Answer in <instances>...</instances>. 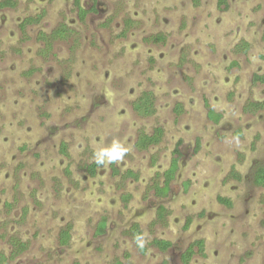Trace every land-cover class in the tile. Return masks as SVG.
Listing matches in <instances>:
<instances>
[{"label":"rangeland","instance_id":"obj_1","mask_svg":"<svg viewBox=\"0 0 264 264\" xmlns=\"http://www.w3.org/2000/svg\"><path fill=\"white\" fill-rule=\"evenodd\" d=\"M14 1L0 7V252L11 255V237L28 248L6 264H184L199 239L189 264H264V185L254 180L264 166V84L253 81L264 72V0H99L83 21L75 0ZM62 22L70 36L45 50L40 33ZM157 32L165 43L144 40ZM144 90L156 95L150 116L132 107ZM252 101L262 107L248 113ZM157 126L164 141L138 150L139 129ZM113 140L127 154L90 175L97 142ZM180 140V170L157 197L148 185ZM128 169L137 177H124ZM160 205L169 212L152 223ZM134 222L143 247L127 233Z\"/></svg>","mask_w":264,"mask_h":264},{"label":"flooded vegetation","instance_id":"obj_2","mask_svg":"<svg viewBox=\"0 0 264 264\" xmlns=\"http://www.w3.org/2000/svg\"><path fill=\"white\" fill-rule=\"evenodd\" d=\"M6 0H3V1H1L0 2V7L1 8H5V7H14L16 4V2L14 1V0H12L14 3H13V5H6V6H4V5H2V3L3 2H5ZM98 1L99 0H93V5L92 6H90V7H85L83 4H82V2H81V0H75V5H76V8H77V14L79 15V18H80V20H84L85 19V17H86V15H88L89 13H92V12H98V7H97V4H98ZM82 10H84L85 11V13L84 14H82ZM84 15V16H83ZM41 17L42 16V14L41 15H38V16H36V17H34V16H28V17H26L24 20H22V22L20 23V28L23 30V27H22V24L23 23H25L26 22V20L27 19H29V18H38V17ZM40 19V18H39ZM39 21V20H38ZM37 21V22H38ZM34 23H36L35 21H32V22H30V23H28V24H26L25 25V28L28 26V25H33ZM62 25H64L65 27H66V35H65V37H67V36H70V34H71V29L72 28H70L69 27V25L67 24V23H61V24H59L57 27H55L54 28V30H52V32L50 33V34H47V33H44L45 35H46V37H48V39L47 40H43V39H41L43 42H44V44H45V50H50L51 49V46H52V43L54 42V41H56V40H59V39H63V38H58V39H51L50 38V36L53 34V32L55 31V29H57V28H59V27H61ZM133 25V20H132V18H127L126 20H125V22H124V30L120 33V35L121 36H124L125 35V33L127 32V30L131 27ZM42 33H40V35H41ZM40 35H39V37H40ZM64 37V38H65ZM144 40L146 41V42H148V43H153V44H160V43H165L166 42V40H167V35L165 34V33H163V32H157V33H153V34H149V35H147L145 38H144ZM244 42H246V41H244V40H241L236 46H235V48H236V50H238V51H243L244 53L245 52H247L249 49H250V44L248 43V42H246L247 44H248V48L246 49H244V46H243V44H244ZM49 44H51V45H49ZM256 75H264V72L263 73H256V74H254V77H253V81L255 82V83H263L264 84V82H261V81H258V80H256ZM145 92H151V93H153V95H154V100H155V104H154V107H155V109H157V105H156V95H155V93L153 92V91H150V90H144V91H142L141 92V94L132 102V107H133V110L137 113V110L135 109V104H136V102L144 95V93ZM255 104H261V102H256V101H252V102H248L245 106H244V109L248 112V113H255V112H257L258 110H256V107H255ZM174 110H175V113H177V114H181L182 112H183V110H184V108H183V105L181 104V103H179V102H177L176 104H175V107H174ZM155 113H156V111H155ZM154 113V114H155ZM153 115V114H152ZM150 116V115H149ZM208 116H209V118L211 119V120H213L214 122H216V123H218V122H220V120H221V118H222V115L221 114H219V113H217L213 108H211V109H209V111H208ZM157 128H161L162 129V131H163V133H162V135H161V137H160V140L157 142V143H152V144H149L146 148H140L139 146H138V141L140 140V138L142 137V135L143 134H148V135H154L155 133H156V130H157ZM164 138H165V129L162 127V126H157V127H155L151 132H148V131H146V130H144V129H139V131H138V135H137V138H136V141H135V147L138 149V150H140V151H149L150 149H152L153 147H157V146H159L163 141H164ZM181 144H182V141L180 140V141H178L177 142V144L175 145V147H174V149H173V151H172V154H171V160H170V163H169V165H168V167L167 168H165L162 172H156V174H155V178L152 180V182L148 185V189H152L153 190V193H154V195L155 196H157V197H166L169 193H170V191H171V189H172V183H173V181L175 180V178H176V175H177V173H178V171L180 170V162H181V158L183 157L182 156V154H183V152H182V150H181V148H180V146H181ZM62 152L64 153V154H67L68 153V145L65 143V142H63L62 143ZM151 158H152V162H153V164L154 165H156L157 164V154L156 153H153L152 155H151ZM174 160H176L177 161V167H176V169H175V171H174V176H173V178L168 182L167 181V178H168V174H169V172H170V170H171V168H172V166H173V163H174ZM93 165H95V174H96V171H97V168L101 165V164H97V163H95V162H93V163H91V164H88L87 165V170H88V172H89V174L90 175H92L91 174V171H90V167L91 166H93ZM262 167H264V166H262ZM259 170V168L256 170V172H255V176H254V180H255V183H256V173H257V171ZM94 174V175H95ZM132 176V177H137V175H136V173L135 172H133L132 170H130V169H128L126 172H125V174H124V177L125 176ZM232 176L233 177H235V178H237V179H240V174H238V173H232ZM257 184V183H256ZM156 185H158V187H156ZM186 185H187V187H188V185H189V183L187 182L186 183ZM167 187V192H166V194H158V188L160 189V188H166ZM222 202V201H221ZM227 204V203H226ZM227 205H229V204H227ZM230 205H232V202H231V204ZM161 208H164V210H163V212H162V214L160 215V212H161ZM169 211H168V209H167V207L165 206V205H160L158 208H157V211H156V216H155V219L152 221V223L153 222H156V221H159V220H161L162 218H164V216L166 215V213H168ZM104 219H106V218H104ZM135 224H138V223H133L132 225H131V227L127 230V233L128 234H130V232H128V231H130L132 228H133V226L135 225ZM106 226H107V220H106ZM138 226H139V224H138ZM105 229H106V227H105ZM61 233V232H60ZM103 233V232H102ZM155 240H164V239H158V238H155L154 239V241H153V244H155L156 246H158L160 249H162L159 245H157L156 243H155ZM199 240H201V241H203V248H204V245H205V242H204V240L203 239H199ZM199 240H197V241H199ZM164 241H168V240H164ZM197 241H195L194 243H196ZM170 242V241H169ZM194 243L192 244H190L189 245V247L182 253V255H181V257L183 256V254L191 247V246H193L194 245ZM171 245H172V243L170 242V246H168L166 249H168V248H170L171 247ZM195 246H197V245H194L193 246V250H194V254H195V252H196V250H195ZM199 250H201L199 247H197ZM166 249H162V250H166ZM193 254V255H194ZM193 257V256H192ZM182 260H183V258H182ZM191 260V259H190ZM190 260H189V262H190ZM189 264V263H188Z\"/></svg>","mask_w":264,"mask_h":264},{"label":"trees","instance_id":"obj_3","mask_svg":"<svg viewBox=\"0 0 264 264\" xmlns=\"http://www.w3.org/2000/svg\"><path fill=\"white\" fill-rule=\"evenodd\" d=\"M12 0H6L5 2L2 3V5H13ZM82 14L85 13L84 10L81 11ZM84 16V15H83ZM40 16L38 18H29L26 20L25 23L22 24L23 30L25 29V25L35 21L37 22L39 20ZM66 35V27L62 25L61 27L55 29L53 34L50 36L51 39H58V38H64ZM40 38L43 40H47L48 37L44 33L40 35ZM51 45V44H49ZM244 49L248 48V44L244 42L243 44ZM256 80L264 82V75H256ZM155 100H154V95L151 92H145L144 95L136 102L135 104V109L137 112L143 116H148L152 115L155 113L156 109L154 107ZM256 110H258L260 107H262V104H255ZM163 131L161 128H157L156 133L154 135H148V134H143L140 140L138 141V146L142 148H146L149 144L152 143H157L160 140V137L162 135ZM177 167V161L174 160L173 166L168 174L167 181L169 182L173 176H174V171ZM91 174H95V165L90 167ZM256 183L258 185H264V167H260L259 170L256 173ZM158 187V185H156ZM167 187L166 188H158V194H166L167 192ZM222 202H225L227 204H231V201L229 199L225 198H220ZM164 208H161L160 215L162 214ZM188 226V225H187ZM186 226V227H187ZM106 227V219H103L99 225V233L104 232ZM130 234L135 233L136 235H140V229L138 224H135L133 228L129 231ZM70 228L67 227L66 229H63L60 233V243L63 245H67L68 242L70 241ZM155 243L159 245L162 249H166L168 246H170L169 241H164V240H155ZM11 244L13 247V251L9 257H7L4 253L0 252V264H6L8 259H12L17 257L18 255L22 254L25 252L28 248V243L21 240L19 237H11ZM194 245H197L200 249L203 248V241L199 240ZM193 245V246H194ZM193 246H191L182 256L184 264H188L189 260L192 258L194 254Z\"/></svg>","mask_w":264,"mask_h":264},{"label":"clouds","instance_id":"obj_4","mask_svg":"<svg viewBox=\"0 0 264 264\" xmlns=\"http://www.w3.org/2000/svg\"><path fill=\"white\" fill-rule=\"evenodd\" d=\"M99 147L94 152V160L97 164H111L121 162L128 152V147L119 140H113L110 145H103L102 141L97 142ZM136 243L138 246H144V238L142 235H136Z\"/></svg>","mask_w":264,"mask_h":264}]
</instances>
